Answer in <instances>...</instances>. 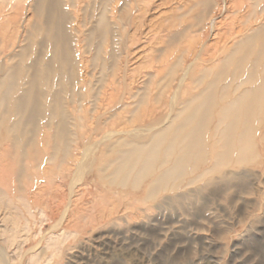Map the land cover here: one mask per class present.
Listing matches in <instances>:
<instances>
[{
	"label": "rangeland",
	"instance_id": "obj_1",
	"mask_svg": "<svg viewBox=\"0 0 264 264\" xmlns=\"http://www.w3.org/2000/svg\"><path fill=\"white\" fill-rule=\"evenodd\" d=\"M59 1L78 78L98 77L92 61L96 45L103 44L105 59L114 51L108 63L117 91L111 98L106 94L102 113L120 105L114 107V102L124 87L129 112L137 100L131 96L148 93L147 104L139 107L145 112L168 65L185 60L186 67L208 49L200 55L203 64L218 67L217 52L264 17V11L256 14L259 20L253 17L252 0H112L108 16L118 34L112 41L95 39L88 49L86 36L94 20L89 16L99 11L100 0ZM205 1L209 5H203ZM35 2L0 0V68L20 61L16 54L31 42L34 50L23 52L24 65L34 64L40 56L44 37L37 34L31 40V35L46 17L44 12L36 16ZM258 5L264 7V0ZM182 72L178 70L163 91V103L151 112V119L168 112L166 102ZM180 84L187 85V79ZM115 109L117 118L100 125L103 133L92 141L107 132L133 131L147 122L127 123L129 114ZM92 127L90 121L82 132ZM1 139L0 165L7 160L4 148L10 147L6 137ZM257 149L253 162L227 169L241 174L240 179L207 187L201 196L194 191L206 185L205 179L151 200L144 197V182L134 190L111 188L96 181L94 167L79 171L78 163L69 165L61 178L58 172L49 173L21 184L20 190H11L10 177L0 172V264H264V144ZM94 152L89 163L100 153ZM173 196L182 199L171 201Z\"/></svg>",
	"mask_w": 264,
	"mask_h": 264
},
{
	"label": "bare ground",
	"instance_id": "obj_2",
	"mask_svg": "<svg viewBox=\"0 0 264 264\" xmlns=\"http://www.w3.org/2000/svg\"><path fill=\"white\" fill-rule=\"evenodd\" d=\"M252 1L253 17L257 18L264 7L258 8L261 0ZM111 2L100 0L99 11L89 16L94 20L86 36L88 49L93 40L112 41L118 34L108 16L112 13ZM34 10L38 18L43 12L46 17L44 25L34 24L31 35V40L37 34L44 37L40 56L34 64L24 65L22 55L33 48L31 42L16 54L21 62L0 68V138L6 137L10 144L4 148L7 160L0 165V172L10 177L11 190H20L21 184L39 177L47 178L49 173L58 172L61 178L69 171V165L78 163L79 171L94 167L96 181L111 188L134 190L144 182V197L151 200L160 193L174 192L205 179L206 185L194 191L201 196L207 187L240 179L241 174L227 169L240 168L258 156L257 148L264 144V17L231 46L217 52L218 67L203 64L205 60L200 55L207 54L208 49L186 67L185 60L168 65L148 113L139 111L140 106L147 104L145 91L131 96L137 99L135 108L127 111V87L123 86V95L115 100L114 107L119 103L116 109L129 114L127 123L147 122L133 131L107 132L92 141V137L102 135L100 125L118 114L113 111L115 108L101 112L107 104L106 94L111 98L117 91L108 63L114 59V51H106L105 59L103 44L93 47L92 61L98 77L95 81L92 77L78 78L76 60L64 30L61 2L36 0ZM118 20L121 22L122 18ZM178 70L183 72L166 102L168 112L151 119V112L163 103L162 93L171 86ZM184 78L187 85L180 84ZM90 121L94 127L82 132ZM95 150L100 153L89 163ZM181 197L173 196L171 201Z\"/></svg>",
	"mask_w": 264,
	"mask_h": 264
}]
</instances>
